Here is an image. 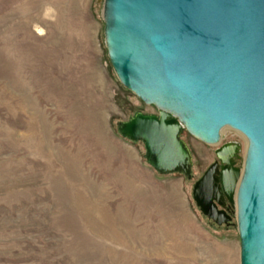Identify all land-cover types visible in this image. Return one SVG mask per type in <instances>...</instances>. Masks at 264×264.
Masks as SVG:
<instances>
[{
  "label": "rangeland",
  "instance_id": "rangeland-1",
  "mask_svg": "<svg viewBox=\"0 0 264 264\" xmlns=\"http://www.w3.org/2000/svg\"><path fill=\"white\" fill-rule=\"evenodd\" d=\"M103 0H0V264H239L231 207L217 227L192 199L221 144L184 129L191 174L160 173L117 133L157 115L118 82ZM244 140V141H243Z\"/></svg>",
  "mask_w": 264,
  "mask_h": 264
},
{
  "label": "water",
  "instance_id": "water-1",
  "mask_svg": "<svg viewBox=\"0 0 264 264\" xmlns=\"http://www.w3.org/2000/svg\"><path fill=\"white\" fill-rule=\"evenodd\" d=\"M102 18L118 82L158 111L117 129L151 168L190 176L182 129L207 145L225 128L246 139L242 168L240 146L221 144L192 199L217 227L232 220L222 202L235 207L239 264H264V0H103Z\"/></svg>",
  "mask_w": 264,
  "mask_h": 264
},
{
  "label": "flooded vegetation",
  "instance_id": "flooded-vegetation-1",
  "mask_svg": "<svg viewBox=\"0 0 264 264\" xmlns=\"http://www.w3.org/2000/svg\"><path fill=\"white\" fill-rule=\"evenodd\" d=\"M239 152H240V148H239ZM239 152H238V154H236V155L233 157V161L235 162V164H236V161L240 158V156H239ZM215 161H216V158L214 159V161H212L211 164H213ZM211 164H210V165H211ZM218 164H219V169H220L223 165L220 164L219 162H218ZM210 165H209V166H210ZM209 166L206 168V170L209 168ZM235 167H236V166H235ZM206 170H205V171H206ZM205 171H204V172H205ZM222 203H223V205H224V206H223V210H224L226 213H229V214H230V213H231V210H230V209H231V205H230L227 201H225V200H224ZM219 208H220V207H219Z\"/></svg>",
  "mask_w": 264,
  "mask_h": 264
},
{
  "label": "bare ground",
  "instance_id": "bare-ground-1",
  "mask_svg": "<svg viewBox=\"0 0 264 264\" xmlns=\"http://www.w3.org/2000/svg\"><path fill=\"white\" fill-rule=\"evenodd\" d=\"M225 129H227V128H225ZM225 129H223L222 131H221V133L225 130ZM236 132V131H235ZM237 134H239V135H241L240 133H238V132H236ZM242 136V135H241ZM243 137V136H242ZM244 138V137H243ZM245 139V138H244ZM244 141V140H243ZM245 143H246V146H245V151H246V148H247V141H246V139H245ZM245 151H244V153H245Z\"/></svg>",
  "mask_w": 264,
  "mask_h": 264
}]
</instances>
